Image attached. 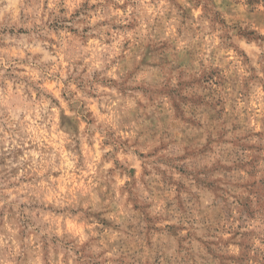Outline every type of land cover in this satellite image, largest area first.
<instances>
[{
    "label": "rangeland",
    "instance_id": "obj_1",
    "mask_svg": "<svg viewBox=\"0 0 264 264\" xmlns=\"http://www.w3.org/2000/svg\"><path fill=\"white\" fill-rule=\"evenodd\" d=\"M50 2L0 0V264H264V0Z\"/></svg>",
    "mask_w": 264,
    "mask_h": 264
},
{
    "label": "clouds",
    "instance_id": "obj_2",
    "mask_svg": "<svg viewBox=\"0 0 264 264\" xmlns=\"http://www.w3.org/2000/svg\"><path fill=\"white\" fill-rule=\"evenodd\" d=\"M48 7H49V10H52V9H55L56 8V2H55V0H52V2H50L49 3V5H48ZM57 11H58V9H57ZM49 35H51V37L54 39L55 37H56V35H55V33H51V34H49ZM26 47H27V45H25ZM53 47H55V45H53ZM40 87H46V85H40ZM77 95H79V93H77ZM58 99V98H57ZM48 103H50V101H48V102H45L44 104H43V107L46 109L47 108V104ZM61 106H64V107H66L65 105H64V102L63 101H61ZM56 109H55V107L53 108V111H55ZM67 113V112H66ZM68 115H71V113H67ZM81 128H83V124L81 125Z\"/></svg>",
    "mask_w": 264,
    "mask_h": 264
}]
</instances>
